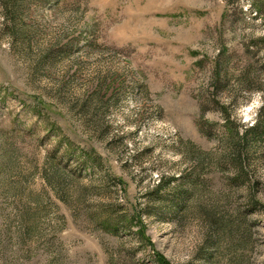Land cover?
Returning a JSON list of instances; mask_svg holds the SVG:
<instances>
[{"label":"rangeland","instance_id":"374dc122","mask_svg":"<svg viewBox=\"0 0 264 264\" xmlns=\"http://www.w3.org/2000/svg\"><path fill=\"white\" fill-rule=\"evenodd\" d=\"M264 264V0H0V264Z\"/></svg>","mask_w":264,"mask_h":264},{"label":"trees","instance_id":"16d2710c","mask_svg":"<svg viewBox=\"0 0 264 264\" xmlns=\"http://www.w3.org/2000/svg\"><path fill=\"white\" fill-rule=\"evenodd\" d=\"M161 263H162V264H167V263H165L163 260L161 261Z\"/></svg>","mask_w":264,"mask_h":264}]
</instances>
